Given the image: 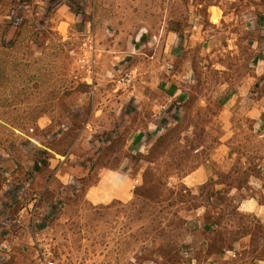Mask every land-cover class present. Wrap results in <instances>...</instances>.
Listing matches in <instances>:
<instances>
[{"label":"rangeland","instance_id":"obj_1","mask_svg":"<svg viewBox=\"0 0 264 264\" xmlns=\"http://www.w3.org/2000/svg\"><path fill=\"white\" fill-rule=\"evenodd\" d=\"M256 5L262 9L264 0H0V184L17 164L65 189L58 264H238L263 252L264 219L237 208L250 203L251 181L264 183V142L241 141L204 107L191 106L182 112L186 122L181 115L167 125L157 165L146 166L123 203L84 198L77 183L97 155L88 152L89 138L73 148L84 128L105 143L110 130H123L119 118L135 113L129 104L121 111L115 99L133 83L121 78L136 66L141 40L151 48L171 33L179 42L177 34L204 21L208 8L213 21L222 9H252L257 21L238 19L239 34L264 37ZM139 71L127 70L133 80ZM200 164L207 182L180 180ZM262 188L253 196L264 195ZM239 241L252 247L241 249Z\"/></svg>","mask_w":264,"mask_h":264},{"label":"crops","instance_id":"obj_2","mask_svg":"<svg viewBox=\"0 0 264 264\" xmlns=\"http://www.w3.org/2000/svg\"><path fill=\"white\" fill-rule=\"evenodd\" d=\"M260 10L263 17L259 24L263 26L264 5ZM251 11L222 9L219 19L213 21L208 8L204 21L191 24L186 35L177 34L179 42L171 33L157 46L151 43V48L150 40H141L134 57L136 66L127 69L140 70L137 78L129 86L124 84L120 100L115 99L121 111L129 104L135 113L132 117L124 113L119 118L123 130L103 134L109 140L105 143L87 128L74 143L76 149L89 138L88 152L97 155L89 176L77 181L78 188L86 189L85 199L97 204L128 201L142 181L145 168L157 165L160 157L156 155L167 140L168 133H163L167 125L179 123L191 106L204 107L207 115L217 124L227 126V132L241 141L264 142V37L239 34L238 19L245 18L246 26L249 21L252 25L257 21ZM187 120L185 115L180 123ZM181 137L186 138L185 132ZM103 144L108 146L101 149ZM172 148L169 146L165 152L168 154ZM207 169L206 164H200L180 180L193 186L203 184L209 179ZM29 170L15 164L0 184V264H43V249L51 252L47 264H58L55 249L59 224L64 211L67 212L62 204L69 199L64 198L62 185L55 187L54 180L49 182L41 172ZM261 181L260 176L251 181L252 195L244 200L250 203L241 202L237 209L264 219V195L253 196L257 187L264 189ZM52 190L54 194H50ZM238 245L241 249L252 247L249 241H239ZM242 263L264 264V249L255 252L247 262H238Z\"/></svg>","mask_w":264,"mask_h":264},{"label":"built area","instance_id":"obj_3","mask_svg":"<svg viewBox=\"0 0 264 264\" xmlns=\"http://www.w3.org/2000/svg\"><path fill=\"white\" fill-rule=\"evenodd\" d=\"M121 80L130 84L133 81V77H131V75L129 73H124ZM39 247L42 248L41 246H39ZM232 252H233V249L227 250V253H232ZM50 254H51L50 250L47 251L46 249H43V251L41 252V260H42L43 264L49 263V261L47 262V256Z\"/></svg>","mask_w":264,"mask_h":264}]
</instances>
